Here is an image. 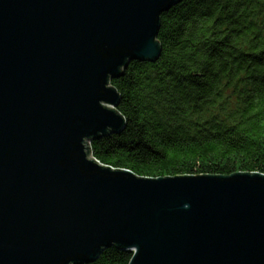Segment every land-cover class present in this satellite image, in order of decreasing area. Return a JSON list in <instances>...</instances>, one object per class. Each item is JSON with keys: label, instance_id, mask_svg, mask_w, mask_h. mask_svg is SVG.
I'll use <instances>...</instances> for the list:
<instances>
[{"label": "water", "instance_id": "obj_1", "mask_svg": "<svg viewBox=\"0 0 264 264\" xmlns=\"http://www.w3.org/2000/svg\"><path fill=\"white\" fill-rule=\"evenodd\" d=\"M181 0H0V264H264V174L139 176L93 156L110 80L160 53Z\"/></svg>", "mask_w": 264, "mask_h": 264}, {"label": "trees", "instance_id": "obj_2", "mask_svg": "<svg viewBox=\"0 0 264 264\" xmlns=\"http://www.w3.org/2000/svg\"><path fill=\"white\" fill-rule=\"evenodd\" d=\"M160 53L110 80L125 127L93 156L139 176L264 174V0H181L160 15ZM117 244L82 264H129Z\"/></svg>", "mask_w": 264, "mask_h": 264}]
</instances>
